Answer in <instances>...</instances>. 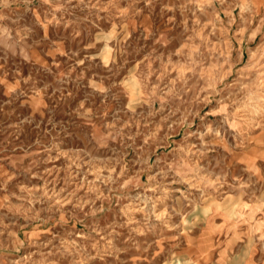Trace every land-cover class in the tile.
Masks as SVG:
<instances>
[{
    "label": "clouds",
    "instance_id": "clouds-1",
    "mask_svg": "<svg viewBox=\"0 0 264 264\" xmlns=\"http://www.w3.org/2000/svg\"><path fill=\"white\" fill-rule=\"evenodd\" d=\"M0 264H264V0H0Z\"/></svg>",
    "mask_w": 264,
    "mask_h": 264
},
{
    "label": "rangeland",
    "instance_id": "rangeland-1",
    "mask_svg": "<svg viewBox=\"0 0 264 264\" xmlns=\"http://www.w3.org/2000/svg\"><path fill=\"white\" fill-rule=\"evenodd\" d=\"M47 59L50 61L51 58L49 57ZM244 59H245L246 62L248 61L249 58H248V55L247 54H245ZM25 75H27V69H25ZM177 139H179V137H177ZM144 179H146V177H144ZM217 223H222V221H217ZM221 255H223V254H221Z\"/></svg>",
    "mask_w": 264,
    "mask_h": 264
}]
</instances>
